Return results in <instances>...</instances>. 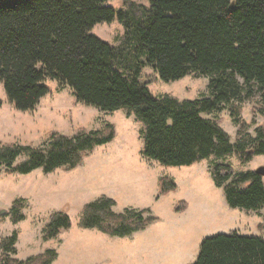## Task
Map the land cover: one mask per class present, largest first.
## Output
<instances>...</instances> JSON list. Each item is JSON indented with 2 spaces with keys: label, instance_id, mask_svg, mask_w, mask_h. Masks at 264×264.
Listing matches in <instances>:
<instances>
[{
  "label": "trees",
  "instance_id": "trees-1",
  "mask_svg": "<svg viewBox=\"0 0 264 264\" xmlns=\"http://www.w3.org/2000/svg\"><path fill=\"white\" fill-rule=\"evenodd\" d=\"M108 0H0V81L10 102L31 110L48 93L46 77L68 85L77 101L102 111L122 109L140 125L141 153L162 166H189L205 158L237 154L241 163L264 154V125L247 131L239 117L241 103L258 94L264 116V0H123L114 9ZM116 19L123 33L117 44L91 34L93 26ZM149 65L162 81L187 74L208 78L207 94L182 98L154 96L141 81ZM1 105V99H0ZM228 108L237 123L236 139L206 115ZM115 128L78 129L68 136L48 134L42 145L0 144L5 173H43L71 169L96 146L113 140ZM210 175L230 207L259 210L264 227V180L254 169L236 171L213 161ZM168 176L159 178V193L175 190ZM106 195L85 203L78 226L110 236H128L157 219L149 208L115 210ZM186 201L176 211L186 207ZM24 199L7 209L16 223L24 218ZM70 227L68 214L53 211L42 239ZM17 232L0 239V264H50L53 248L19 259ZM191 264H264V237L236 230L201 239Z\"/></svg>",
  "mask_w": 264,
  "mask_h": 264
},
{
  "label": "rangeland",
  "instance_id": "rangeland-1",
  "mask_svg": "<svg viewBox=\"0 0 264 264\" xmlns=\"http://www.w3.org/2000/svg\"><path fill=\"white\" fill-rule=\"evenodd\" d=\"M133 1L148 5V0ZM106 4L119 9L123 0H108ZM90 33L117 44L123 27L114 19L95 24ZM140 79L154 96L193 99L208 93V78L193 73L165 82L145 65ZM44 84L49 91L34 108L19 110L7 98L0 81V144L38 146L47 141L51 131L71 136L78 129H99L105 123L114 125L115 135L71 169L60 167L43 173L38 168L27 174H9L0 166V208L8 209L15 199H24L22 220L13 223L10 215H0V239L13 230L17 232L14 257L26 259L53 248L57 258L50 264H191L205 236L233 230L259 235L254 223L261 220L260 211L228 206L222 189L211 178L209 165L222 161L236 171H246L264 165V154L254 155L245 163L235 153L218 159L210 156L189 166H162L142 155L140 125L122 109L102 111L85 105L76 100L68 85L56 79L46 77ZM261 104L258 94L241 103L239 117L248 123L251 134L257 125H264V116L254 113V107ZM206 116L217 120L231 141L236 139L238 126L228 108ZM161 176L170 177L176 189L159 193ZM100 195L113 198L117 211L147 207L157 219L145 229L123 237L80 228L82 206ZM181 201L187 206L176 211ZM60 209L68 214L70 227L43 240L49 215Z\"/></svg>",
  "mask_w": 264,
  "mask_h": 264
},
{
  "label": "water",
  "instance_id": "water-1",
  "mask_svg": "<svg viewBox=\"0 0 264 264\" xmlns=\"http://www.w3.org/2000/svg\"><path fill=\"white\" fill-rule=\"evenodd\" d=\"M254 171L256 173H258L259 175L262 176L263 180H264V165H259L257 166ZM7 213V209L6 208H0V215H4Z\"/></svg>",
  "mask_w": 264,
  "mask_h": 264
},
{
  "label": "crops",
  "instance_id": "crops-1",
  "mask_svg": "<svg viewBox=\"0 0 264 264\" xmlns=\"http://www.w3.org/2000/svg\"><path fill=\"white\" fill-rule=\"evenodd\" d=\"M258 214L260 215V212H258ZM260 222H261V220H259V221L257 220V221H255L254 225L257 228V230H259V235H262L264 237V227L262 230L258 229V227H257L258 223H260Z\"/></svg>",
  "mask_w": 264,
  "mask_h": 264
}]
</instances>
